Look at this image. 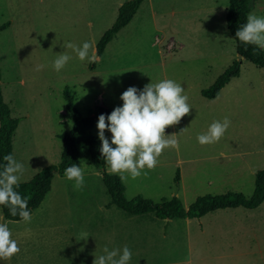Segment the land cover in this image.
<instances>
[{"label": "rangeland", "instance_id": "rangeland-1", "mask_svg": "<svg viewBox=\"0 0 264 264\" xmlns=\"http://www.w3.org/2000/svg\"><path fill=\"white\" fill-rule=\"evenodd\" d=\"M199 2L196 6L197 0L194 1L196 10L181 9L175 19L179 21L181 17L185 22V16L200 12L197 14V22L201 23L206 15L203 14L204 7L206 13L215 10V16L207 15L206 20L211 22L212 31L201 29L196 34H181L177 32L180 26L163 27L168 19L159 12L157 22L165 32L153 31L150 38L149 35L153 32L138 34L137 29L131 35L124 34L118 48L108 53V59L104 60L106 66L99 62L95 71V67L91 68L93 62L90 67H84L76 54L64 47L65 42L82 46L83 41H88L93 36H71L59 20H45L43 16L20 19L19 11L13 10L18 18L11 19L13 27L8 35L13 33L18 36L21 47L18 58L26 64L24 70L31 76L26 81L25 88L20 90L24 94L22 99L29 102L31 99L28 96L33 92H39L37 99L41 97L40 94H46L55 113L52 116L53 124L57 126L59 134L68 132L73 127L71 115L59 112L60 109L67 110L64 96L67 88L75 95V104L84 117L95 115L98 108L95 101L100 93L114 110L123 105L120 96L128 87L135 86L142 90L151 79L153 83L163 79L180 83L185 89L184 93H189L186 95L187 102L191 103L195 96L201 98L202 90L210 88L221 74L238 63L239 73L231 78L234 81L228 88L234 105L227 110H221L218 106L216 111L210 106L192 107L190 114L184 116L179 124L167 127L165 135L175 134L179 150L166 148L158 158L157 167L154 170H144L148 171V175L145 176L142 172L138 178L129 177L124 181L128 200L139 194L155 202L177 196L183 206L188 208L198 197L204 195L241 192L251 197L255 191L256 173L264 169V68L240 58L235 39L227 25V12L225 10L226 15H221V8L218 9L222 2L228 5L229 0H219L216 5L212 0ZM180 5L185 7V0H181ZM156 6L158 8V4ZM250 13L264 16V0H256ZM11 14L12 17L13 12ZM157 34L160 38L164 37L165 41L153 46L151 43H154ZM171 37L184 43L186 50H179L176 45L172 52H168L166 44ZM61 53H67L72 59L57 72L53 69L52 62ZM165 59V70L157 63L153 66L144 65ZM135 63L141 66H134ZM108 64L119 67L109 68ZM36 65L44 67L35 71ZM225 117L230 119L231 126L223 138L218 143L200 145L197 135L206 132L213 121L222 122ZM95 122L92 133L98 136V118H95ZM105 135L110 137L111 143L110 131L106 130ZM59 141L63 145L60 138ZM181 160L183 162L179 163ZM79 166L83 173L89 174L84 175L82 190L74 189V181L57 179L44 212L35 217L62 220L63 223L74 221L72 227L48 226L47 229L52 231L41 236L35 246L31 247L29 254H90L89 264H93L92 254H104L105 247L109 250H122L125 246L116 242L108 229L105 231L102 223H97L99 218L131 220L128 225L132 228L137 225L140 229L141 226H147L143 218L153 216L144 214L140 219L123 210L104 207L111 201V197L100 171L93 165L86 149L81 150ZM179 168H182L184 179L180 177L176 181L175 178L180 174ZM92 172H99V175ZM64 187H68L70 191H64ZM86 220L90 222L87 224ZM172 222L175 223L170 225L172 230L168 248L153 249L151 245L146 246L145 240L139 237L131 246L135 247L134 252L140 249L138 251L144 254L139 259L132 258L129 264H145L146 252L153 254L152 251L164 255L178 254L176 258L180 264H194L190 259L195 264H264V202L255 209H220L195 218L188 224L179 218ZM34 257L38 256H31L32 259ZM169 260L164 264H177L170 256Z\"/></svg>", "mask_w": 264, "mask_h": 264}, {"label": "crops", "instance_id": "crops-1", "mask_svg": "<svg viewBox=\"0 0 264 264\" xmlns=\"http://www.w3.org/2000/svg\"><path fill=\"white\" fill-rule=\"evenodd\" d=\"M125 1L128 0H0V26L8 23L6 28L0 30V67L2 73L1 86L3 99L10 108L11 116L20 120L12 137L13 156L18 162L23 163L25 167V172L20 182L29 181L44 167L59 163L61 160V149L63 145H61L59 141L58 128L55 124H53L52 116H54L55 113L51 109L50 101L46 94H40L41 97L37 99L36 96L39 92H33L28 96L29 99H31L29 102L26 99H22L24 94H22L20 90L21 88H25L26 81L29 80L31 76L24 70V66L26 64L21 58H18V55L20 56L19 53L21 50L18 36L14 35L13 33L8 35V32L13 27L11 19L15 20L18 18V15L14 11H19L20 19L28 17L42 18L43 16V19L45 20H59L61 25L65 26L64 28L67 29V32L71 36H76L77 34L93 36L88 41L92 43L93 48L97 52V45L101 37L109 28L113 26L119 15V9ZM194 1L195 0H185L186 5L185 7H182L180 5L181 0H143L132 20L123 28H121L115 37L107 44L103 54L98 56L99 59L97 63L100 62L101 65L106 66L103 63L104 60L108 59V53H111L113 50L118 48L117 45L121 43L122 37L125 36L124 34L131 35L134 31H136V29L139 32L138 34H146L147 32L153 31L156 33H161V31H164L159 27L157 22V15H159V12L166 16L164 17L165 19H168L167 23H164L165 26L163 27L171 26L178 28L176 26H180L181 28H178L177 32H181V34H196L201 32V29L212 31L210 27L211 22L206 21L207 15L210 16L213 14L215 16L216 12H214L215 10H211L206 13L207 11L205 7L203 14L206 15L201 19V23L197 22V14L200 12L185 16V22L182 21L181 17L179 21H176L175 18L178 17L181 9H186L187 11L196 10V6H198L200 2L197 0L195 6ZM212 1H215L214 3L216 5L219 0ZM156 4H158V8ZM220 8L222 11L221 15L225 14V10L227 12L228 5L222 2V5L218 7V9L220 10ZM12 12L13 16L11 17ZM153 34L154 32L149 35V38L153 36ZM156 36L157 37H155L154 43H151L153 46H157L158 43H163L165 41L164 37L160 38L158 34ZM82 43H84V41ZM176 45H178L179 50H186V45L184 43L181 41L177 42L171 37L166 44L167 51L172 52V50L176 48ZM243 59L246 58L243 57ZM156 63L160 64L162 70L163 68L165 70L166 59L162 61H151L144 65L153 66ZM82 64L84 67H90L89 65L91 63H89L88 60H84L82 61ZM96 65L93 71L96 70ZM134 66L140 67L141 65H136L135 63ZM107 67L113 68L119 67V65L108 64ZM233 81V79L230 80L221 89L217 97L209 98L204 96L202 98V90L200 92L201 98L195 96L193 101L188 104L196 108L210 106L213 108V111L218 110V106L221 110L230 109V107H232L234 104L231 102L233 98L230 95L228 88L231 87V83H233ZM188 94L184 93V95ZM95 103V106L111 109V107H109L111 104L106 103V99L101 93L98 95ZM262 104L264 106L263 98ZM59 112L66 114L68 111L60 109ZM95 137H98L99 139V136L95 135ZM106 137L110 140V137ZM181 162L183 161H179V163ZM179 171L180 177L184 179L182 168H179ZM94 173L97 174L99 172H92V174ZM83 174L85 176L89 175L88 173ZM57 179H60V181H65L66 177L64 174L55 175L52 180L51 190L46 195V198L40 207L34 210L31 214L32 219L30 223H26L23 220H9L4 217L3 212L0 213V217L3 218V220L0 222H6L8 224L10 230L12 231L13 238L18 241V246L21 249L20 252L14 255L10 260H0V264H89L90 254H29V250H31V247L35 246V242L40 239L41 236L52 231L51 229H47L48 226L55 225L56 227L60 228H68L74 223V221H66L63 223L62 220L55 221L52 219L35 218L39 215V213L44 212L48 201L51 199V195L54 191V182ZM63 189L64 191L65 189L66 191L69 190L68 187H64ZM107 204L105 206L103 205L107 209H120L115 205L107 207ZM144 214H153V216L144 219L142 217ZM144 214L134 215L140 219L143 218V220H145L147 223L146 227L142 228L141 226L140 229L137 228V225L136 228L130 227L128 223H131V220L112 219L111 217L107 219L99 218L97 223H102L105 227V231L108 229L109 233L114 237L116 242H119V244H128V248L132 252L131 259H139L144 253L139 252L138 250L140 249L137 248V252H134L133 250L135 247L131 246V244L140 237L141 240H145L146 246L151 245L153 249L156 247H161L162 249L164 247L168 248L172 230L170 225L175 223L172 222L174 219H178H161L156 217L154 213ZM184 220L186 221L185 223L188 224L194 219L185 218ZM89 222L90 220H86L87 224ZM75 234L78 233L76 232ZM147 249L149 250V247H147ZM152 252L153 254L146 252L147 254H145V264H164L165 261H170L169 256L172 261L180 264L179 259L176 258L178 254L164 255L157 254L154 251ZM92 255L95 259V255L100 256L103 254ZM31 256L38 257H34L32 259ZM190 261L191 263L193 262L195 264L193 259H190Z\"/></svg>", "mask_w": 264, "mask_h": 264}, {"label": "clouds", "instance_id": "clouds-1", "mask_svg": "<svg viewBox=\"0 0 264 264\" xmlns=\"http://www.w3.org/2000/svg\"><path fill=\"white\" fill-rule=\"evenodd\" d=\"M235 36L246 45H254V51H264V16L249 13L246 23L238 28ZM64 47L71 49L80 61L98 62L99 57L90 41H85L82 46L65 42ZM71 59L67 53H61L52 62V67L60 72ZM43 67L36 65L35 71ZM184 91V87L172 79L155 83L151 79L142 90L135 86L128 87L120 96L122 106L115 107L110 114L99 115L97 128L102 141L100 152L109 174L119 175L122 181L129 177L136 179L142 172L146 176L148 171L144 170H154L166 148L179 150L175 134L165 135V130L179 124L184 116L190 114L192 106L188 104V96L184 95ZM230 126L228 117L222 122L213 121L206 132L197 135V141L202 146L218 143ZM106 130L112 134L111 143L105 135ZM3 161L0 170V205L8 207L11 216H19L24 222L30 223L32 216L28 200L15 190L19 188L25 172L24 164L12 154L5 155ZM64 175L67 180L74 181L75 190H82L84 174L79 165L68 166ZM20 250L8 224L0 222V260H10ZM103 252V255H95L93 264H129L132 257L127 245L122 250L105 247Z\"/></svg>", "mask_w": 264, "mask_h": 264}, {"label": "trees", "instance_id": "trees-1", "mask_svg": "<svg viewBox=\"0 0 264 264\" xmlns=\"http://www.w3.org/2000/svg\"><path fill=\"white\" fill-rule=\"evenodd\" d=\"M142 2L143 0H128L121 5L117 20L104 33L97 45L98 56L103 54L107 44L121 28L132 20ZM255 2L256 0H229L226 20L229 31L235 39L238 53L258 67L264 68V51H260L259 49L254 51V45H246L240 42L235 36L238 28L246 23L247 15L252 11ZM7 25L8 23H5L0 26V30L6 28ZM95 65L96 62H93L91 68H94ZM239 70L238 63L233 68L226 70L210 88L203 90L204 96L209 98L217 97L221 89L232 77H235L239 73ZM1 78L2 73L0 67V170H2L4 164L3 157L7 154L13 155L12 137L20 122L19 119L11 116L10 108L3 99ZM64 96L67 102V111L73 120V127L70 131L59 134V138L63 142L60 162L46 166L31 180L20 182L19 188L15 189L23 198L28 200V208L31 214L45 200L46 195L51 190L52 180L55 175L64 174L65 168L72 164L79 165L81 149H86L90 153L93 165L102 174L104 184L111 197V201L107 204V207L115 205L132 215L154 213L156 217L161 219H195L220 209L238 207L255 209L264 202V169H260L256 173L255 191L251 197H247L241 192L204 195L198 197L188 208L183 206L180 198L177 196L164 198L160 202H155L139 194L131 200H128L126 197V184L121 180L119 175L109 174L106 170V164L100 152L102 141L92 133L95 118H98L100 114H110L113 110L98 107L94 116L84 117L77 108L75 98L69 88L65 90ZM175 180H180V174H178ZM0 206L6 219L21 220L19 216H11L8 207Z\"/></svg>", "mask_w": 264, "mask_h": 264}, {"label": "water", "instance_id": "water-1", "mask_svg": "<svg viewBox=\"0 0 264 264\" xmlns=\"http://www.w3.org/2000/svg\"><path fill=\"white\" fill-rule=\"evenodd\" d=\"M97 55H98V53H97ZM240 58L242 59L243 58V55L240 54Z\"/></svg>", "mask_w": 264, "mask_h": 264}]
</instances>
